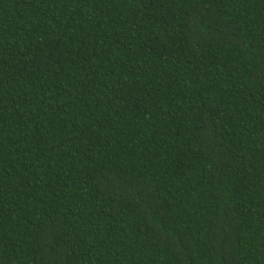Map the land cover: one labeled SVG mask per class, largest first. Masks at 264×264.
Instances as JSON below:
<instances>
[{
  "label": "trees",
  "instance_id": "trees-1",
  "mask_svg": "<svg viewBox=\"0 0 264 264\" xmlns=\"http://www.w3.org/2000/svg\"><path fill=\"white\" fill-rule=\"evenodd\" d=\"M0 264H264V0H0Z\"/></svg>",
  "mask_w": 264,
  "mask_h": 264
}]
</instances>
